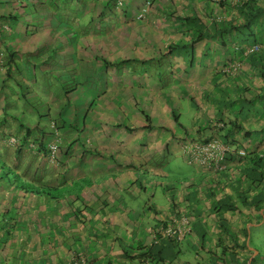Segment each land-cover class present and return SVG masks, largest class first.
Returning <instances> with one entry per match:
<instances>
[{
    "label": "crops",
    "instance_id": "obj_1",
    "mask_svg": "<svg viewBox=\"0 0 264 264\" xmlns=\"http://www.w3.org/2000/svg\"><path fill=\"white\" fill-rule=\"evenodd\" d=\"M118 1L0 0V160L59 192L57 201L10 194L16 210L1 213L0 225L17 229L24 218L38 229L32 241L16 234L20 255L9 253V241L1 249V240L0 264H17L24 251L28 264H264L253 240L264 208L244 201L259 191L237 178L247 157L231 155L225 170L206 177L195 165L197 180L152 195L138 177L184 157L186 139L215 138L218 123L227 131L233 122L245 127L232 143L248 155L264 150V13L257 42L241 45L233 38L247 18L239 10L245 1L153 0L143 20L137 15L145 0L121 8ZM255 44L260 52L241 53ZM233 63L239 71L224 73ZM218 199L234 211L211 212ZM182 216L191 231L171 242L164 230Z\"/></svg>",
    "mask_w": 264,
    "mask_h": 264
},
{
    "label": "trees",
    "instance_id": "obj_2",
    "mask_svg": "<svg viewBox=\"0 0 264 264\" xmlns=\"http://www.w3.org/2000/svg\"><path fill=\"white\" fill-rule=\"evenodd\" d=\"M242 1L243 2L245 1V3H243V5L241 6V8H239V10H240V13L243 15H246L247 18L245 19V22L242 24V26L236 28L237 35L235 36V38H233V41H235L241 45L243 42L246 43L247 41H251L253 43H256L257 42L256 41V39H257L256 29L258 27L257 18H258V16H260L261 14L264 13V8L258 7V5H257V4H259L258 0H242ZM241 53L243 54L242 51H241ZM231 125H232L231 126L232 129L228 130V131L226 130L228 127H226V125L224 123H223L222 127L215 126V128L214 127H213V129L211 128L212 133L215 131L213 133L212 137L220 139L225 144L233 145L232 142H233V140H235L234 139V136H235L234 132L240 133L241 130H244L245 127L243 125H241L240 123H237V122H235V123L233 122ZM215 129L219 130V131L217 132ZM231 134H234V135H231ZM262 135H264V131L262 132ZM246 136H247L246 138H250L252 135L248 134ZM194 139L195 140H209V139H202V138H194ZM246 157H247V161H246L245 165H243L242 168L240 167V169H239L240 176L237 178L240 179L241 183L246 184L248 186L247 191H249V190H250V192L255 191V190H257V192L259 191V193H258L259 197H257L254 200H251V199L249 200V197H246V199L244 198V201H245V203L247 201V205L255 206V207L259 208V210H260V209L264 208V150H262L260 153L259 152L258 153H250L249 155L247 154ZM246 157H244V158H246ZM196 168L199 169L200 167L196 166ZM206 173L212 174V172L203 171V169H202V171L199 170L200 177H206ZM10 175L12 177H10ZM138 176H142L141 173H139ZM23 177L24 176H21L13 167L7 165V163L4 160H0V205L3 201L7 200V197H8V200H7V204H8L9 197L12 198L11 200H13L14 198L11 195L18 194L21 191L26 192V193L30 194L31 196H37L38 197L41 195L43 189L40 188L39 186H36L32 182L29 183V181H27ZM12 180H13V182H12ZM155 181L157 182V180H155ZM177 181L186 182L183 179H177ZM224 184H226V186L229 185L227 183H224ZM237 184L239 185V183H237ZM6 185L8 187L11 186L10 192L8 189L7 195L5 192V190L7 188ZM166 186L167 185H165V184L160 185V187H163L165 189V191L167 190ZM143 187H144L143 188L144 190L148 189L145 186V183L143 184ZM208 189H210V191H212L213 193L219 192V188L216 186H214V187L211 186ZM168 191H170L169 187H168ZM48 192H49V190H48ZM68 192L71 193L70 191H68ZM245 195H247V194H245ZM53 200L57 201V199H53ZM172 202L174 203V200ZM230 202L231 201L227 202V199L226 200L225 199H218V201L216 203V208L212 209L211 212L218 214V213L223 212L225 210V208L227 210L231 209L234 211L235 205L230 204ZM248 202H250V203L248 204ZM185 204L189 205L188 202H186ZM77 212H79V211H74L73 213L75 214ZM177 215L179 216L180 213H177ZM4 230L5 229H3V227L0 228V231H4ZM7 234H11V231L6 229L2 233V236L5 238V241L8 243L9 239L6 236ZM15 237H16V235L13 237L12 240H15ZM169 241L172 242L174 240L169 239ZM10 242L11 241H9V244H10ZM167 259H169V258L167 257ZM169 260H171V259H169Z\"/></svg>",
    "mask_w": 264,
    "mask_h": 264
},
{
    "label": "rangeland",
    "instance_id": "obj_3",
    "mask_svg": "<svg viewBox=\"0 0 264 264\" xmlns=\"http://www.w3.org/2000/svg\"><path fill=\"white\" fill-rule=\"evenodd\" d=\"M123 2H125V4H131L133 2V0H123ZM138 3H139V1L136 2V4H138ZM136 4H135V6H136ZM145 4H146V0H145L144 5L139 10V12H141L143 10ZM133 5H134V3L131 5V7H133ZM121 7L122 6H119V8H121ZM144 98H146V97L144 96ZM140 105L143 108H145V107L147 108V103L140 102ZM189 111H190L189 108H187V106H186V109H184L185 117L183 118V121L188 126L190 124V119H189V116H190L189 114L190 113H188ZM147 112H148V115H151L153 118L155 117V113L154 112L148 111V110H147ZM130 121L132 123L136 122L135 120H132V119H130ZM121 122L123 124H128V120H126V119L121 120ZM51 127L53 128V129L52 128L51 129L55 132L54 126H51ZM51 129L49 127L50 131H51ZM167 160L168 161L163 166L164 168L158 169V172H157L156 176H153L152 172H150V170H148V169H143V172H141V175H142L141 177H145V179H143L145 182H143V183H145L146 187L148 188L149 195L155 194L158 191L161 192L160 185L161 184H165L164 183L165 182L164 179H166V178H164L163 180H159L158 181V179H151L150 177H168L170 179H183L184 181H186V182H179V183H175L172 180L166 181V182H168L167 183V187H169V188L175 187L176 190H177V187L179 189H184L185 186L187 185V180H190V178H193L195 180H197L199 178L198 177L199 176L198 175V169L195 166L191 165L188 161H186V159H184V157L177 155V156H174V157H171V158L169 157ZM167 174H169V176H167ZM195 175H198V176L194 177ZM10 177H12V176L10 175ZM138 177H140V176H138ZM155 180H157V182ZM12 182H13V180H12ZM39 187L43 189L41 195L38 196V198H40L41 200L42 199H48L47 197H50V194H51V199L53 200L55 198V196L58 195V193H59V192L57 193L56 192L57 190H54V189L51 191V189L48 188V187H43V186H39ZM48 190H49V192H48ZM68 194L69 193H67V194L62 193V199H64L66 196H70ZM157 197H160L162 199L161 201H164V198L161 195L157 196ZM17 200H18L17 197H15L13 200L9 199V202H11V204L9 206H4V205L2 206L3 210L2 209H1L2 211L0 210V222H1V219L3 217L1 215V213H4L7 208L12 207V209L9 210V214L10 215H14L13 210H16L15 208H16ZM142 200L143 201H148V200H150V197L149 196L145 197L143 195ZM28 216H29V218H27V220H30L31 219L30 218V214H28ZM25 221L26 220L24 218L23 219L21 218V220H19V225H18L17 229L15 228L16 225H13V224L12 225L11 224L10 225L9 224L8 225H5V224L0 225V228L3 227V229H5V230L7 229V230L11 231V234H7L6 235L8 237V239H9V241H11V243H10L11 247L8 248L9 249V253L15 254L17 252V250H19V253L17 255H20L21 249L16 248V240L20 239V237L23 236L24 237V241H26V240L29 241L33 237V235L35 234L34 230L38 229V227L35 228V229H32L33 225L32 224H26ZM262 221L264 222V214H263V220ZM4 231H0V241L2 240V242H3L2 243L3 245H2L1 249L5 248L4 247L5 238L2 236V233ZM18 233H19L18 238L16 240H12L13 237L16 234H18ZM52 239H53V237L51 238V240ZM32 240H33V238L31 239V241ZM39 240H40V242H44L45 243L44 240H48V238L44 235L43 237H40ZM253 240H254L256 246H257V243H258V245L260 247V250H261V253L258 256V261L260 260L261 262L264 263V224H263L262 230H260L259 232H254L253 233ZM29 252L28 251L27 252L26 251L22 252V254H21L22 259L21 260L18 259L17 264H28V262H31L30 259H28L29 258L28 254H30ZM14 256H16V255H14ZM11 257L12 256H10V259H11ZM81 257L86 260L85 257H83V256H81ZM13 260L14 259H12L9 262V264H12ZM85 263L83 262L81 264H85Z\"/></svg>",
    "mask_w": 264,
    "mask_h": 264
},
{
    "label": "built area",
    "instance_id": "obj_4",
    "mask_svg": "<svg viewBox=\"0 0 264 264\" xmlns=\"http://www.w3.org/2000/svg\"><path fill=\"white\" fill-rule=\"evenodd\" d=\"M153 0H146V4L141 12L138 13L137 18L139 20L145 19ZM220 1V0H217ZM119 5L123 6V1H119ZM261 51V45L255 44L243 49L244 56H251ZM241 68L240 63H233L225 68L223 72L228 74H236ZM218 127H222V123H218ZM60 138L52 146L53 152L58 151L60 145ZM182 154L192 165H198L204 170L212 173H219L226 169L228 165L229 156L234 155L240 158L247 156L248 152L243 147L231 146L223 143L218 138H212L210 140H192L187 139L181 146ZM173 224L164 230L165 235L176 242H182L187 234L190 233V219L186 216H182L173 220Z\"/></svg>",
    "mask_w": 264,
    "mask_h": 264
},
{
    "label": "clouds",
    "instance_id": "obj_5",
    "mask_svg": "<svg viewBox=\"0 0 264 264\" xmlns=\"http://www.w3.org/2000/svg\"><path fill=\"white\" fill-rule=\"evenodd\" d=\"M120 1V0H119ZM119 1H118V3H119ZM123 1V0H122ZM119 6H121V5H119ZM150 10V9H149ZM149 13V12H148ZM138 19V18H137ZM139 20V19H138ZM143 20V19H142ZM189 139H192V140H195L194 138H189ZM187 140V139H186ZM185 140V141H186ZM210 140V139H209ZM231 146H234V145H231ZM184 156V155H183ZM185 157V156H184ZM186 159V158H185ZM187 160V159H186ZM188 161V160H187ZM191 164V163H190ZM192 165V164H191ZM195 166V165H194ZM187 217V216H186Z\"/></svg>",
    "mask_w": 264,
    "mask_h": 264
}]
</instances>
